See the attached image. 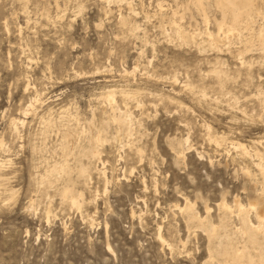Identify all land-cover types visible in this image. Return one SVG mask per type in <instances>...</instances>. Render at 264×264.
<instances>
[{"label":"rangeland","instance_id":"rangeland-1","mask_svg":"<svg viewBox=\"0 0 264 264\" xmlns=\"http://www.w3.org/2000/svg\"><path fill=\"white\" fill-rule=\"evenodd\" d=\"M205 1L209 22L191 0H0V264H226L237 249L264 264V234L217 207L263 204L264 162L231 143L264 161V0L242 43ZM128 116L130 132L114 120ZM186 198L210 209L211 242Z\"/></svg>","mask_w":264,"mask_h":264},{"label":"bare ground","instance_id":"bare-ground-1","mask_svg":"<svg viewBox=\"0 0 264 264\" xmlns=\"http://www.w3.org/2000/svg\"><path fill=\"white\" fill-rule=\"evenodd\" d=\"M106 1H108L109 2V0H106ZM204 1L205 0H191V3L194 5V6H196L197 7V9L201 12V15H202V17L204 18V21L205 22H209V17H208V13H207V8L205 7V3H204ZM207 1H212V0H207ZM206 2V1H205ZM213 4L215 5V8L218 10V12L221 14V19L220 20H215V22H216V24H217V26H218V29H219V31H220V33H223V35H224V38L225 39H230L231 37H236L235 39H237L239 42L241 41V43L243 42V38H244V34L247 32V33H249V34H253L254 33V26H255V23H256V17H261V13L260 12H258V11H256V10H254V0H214V2H213ZM174 22V21H173ZM174 24H175V28H174V35L176 36V37H178L179 39H181V40H183L184 42H188L189 40L190 41H194V43H197V38L198 37H204V36H202L201 35V32H194V33H192L191 31H187L186 29H184L183 27H182V25H178L177 23H175L174 22ZM260 29H259V31L258 32H255L254 33V35H253V37H252V41H254V40H257L261 45H264V27H259ZM205 37H208V40H210V43L212 44V46L213 47H215V48H217V43L215 42V40H214V34L207 28L206 29V36ZM223 38V39H224ZM247 40H248V38H247ZM226 43V42H225ZM228 43V42H227ZM250 43V42H249ZM203 43H201L200 44V46L202 45ZM241 56V55H240ZM222 80V79H221ZM31 85H27V89L26 90H28V89H30L31 87H30ZM187 86V85H186ZM185 87V86H184ZM111 94H113V93H111ZM124 94H125V92H124ZM129 94V93H128ZM108 96H110V95H108ZM111 96H113V95H111ZM122 96V95H121ZM113 97H115V96H113ZM112 98V97H111ZM110 99V98H109ZM115 100V98H112V100L111 101H114ZM35 102H36V100H32L31 101V103L29 104V107H28V109H27V113L25 114H23V115H25V116H27V115H29V112L32 110V109H34V105H35ZM113 104V103H112ZM109 105H110V103H109ZM117 106V105H116ZM113 107V106H112ZM114 107H115V104H114ZM112 109V108H111ZM25 111V110H24ZM113 111V110H112ZM23 112V111H22ZM114 113V112H113ZM22 115V116H23ZM123 115V114H122ZM128 115V114H127ZM126 115V116H127ZM113 117H114V115H112ZM121 116V115H120ZM16 118H18V117H16ZM14 119L13 120V123H14V125H15V127L17 126V125H20V124H23L24 122H22L20 119ZM112 118V117H111ZM113 120V119H112ZM115 120V122H116V124L118 123V126H120V130L121 129H124V128H127L128 129V131L130 132V129H131V116H128L127 117V119H123L122 117L121 118H116V119H114ZM47 124V123H46ZM11 125H13L12 123H11ZM48 125V124H47ZM21 126V125H20ZM210 128V126L208 127V129ZM16 129H17V127H16ZM92 130V129H91ZM94 130V129H93ZM131 131H132V129H131ZM67 135V134H66ZM96 135V134H95ZM98 135V134H97ZM70 136V135H69ZM68 136V137H69ZM93 137V136H92ZM63 138H65V137H63ZM94 138V137H93ZM100 138H101V136H100ZM209 138H211V137H209ZM72 139V138H71ZM70 139V140H71ZM98 139V138H97ZM67 140V139H66ZM69 140V139H68ZM67 140V141H68ZM74 140V139H73ZM72 140V141H73ZM101 140H103V139H101ZM221 140V139H220ZM223 141H224V139H222ZM221 140V141H222ZM99 142H100V139L98 140ZM93 142H94V140H93ZM217 145H220V141H217V140H215L214 141ZM67 143H69V144H72L71 142H67ZM102 143V142H101ZM101 143L99 144V145H101ZM185 143L186 144H188L189 143V139H186L185 140ZM222 143V142H221ZM257 144V143H256ZM72 146V145H71ZM231 146L234 148V149H236L237 151H240V152H242L244 155H246L247 157L248 156H251L252 155V153H254V155L255 156H258L259 157V160L260 161H262V162H264L263 161V157H262V155H261V153L258 151V148H256L257 150L256 151H254V152H252V151H250L249 150V148H248V146H246V145H244V144H242V143H239V142H233L232 141V143H231ZM99 148V147H98ZM93 150V149H92ZM94 150H95V148H94ZM100 151V150H99ZM98 151V152H99ZM263 152V151H262ZM95 153V152H94ZM88 154V153H87ZM86 153L84 154L85 156L87 155ZM99 154V153H98ZM83 155V156H84ZM100 155H101V153L99 154V157H100ZM178 156H179V159H183L184 160V158H185V152L183 151V152H180V153H178L177 154ZM176 154H175V156H177ZM242 155V154H241ZM243 155V156H244ZM82 156V157H83ZM88 156V155H87ZM96 156V155H95ZM177 156V157H178ZM90 157V156H89ZM89 157H87V158H89ZM252 157V156H251ZM98 158V157H97ZM96 158V159H97ZM100 159V158H99ZM178 159V160H179ZM100 161V164H101V160H99ZM182 161V160H181ZM252 161H253V159H252ZM4 163V162H3ZM66 163V162H65ZM65 163H63V164H65ZM86 163V162H85ZM257 163V162H256ZM260 163V162H259ZM67 164V163H66ZM5 165V164H4ZM71 165V164H70ZM94 166V165H93ZM255 166V165H254ZM62 167H63V165H62ZM62 167H61V169H62ZM65 167V166H64ZM104 167H105V162H104ZM2 168H4V167H2ZM258 168H260V170H261V174L264 176V166H262V165H259L258 164ZM58 169V171H59V167L57 168ZM84 169V168H83ZM56 170V169H55ZM54 170V171H55ZM66 170V169H65ZM97 170V169H96ZM259 170V171H260ZM5 171H6V169H5ZM100 171V170H99ZM55 172H57V171H55ZM79 172H82V171H79ZM86 172H87V170H86ZM105 172V171H104ZM7 173V172H6ZM4 174V172H3V169H1V164H0V175L2 176V178H3V176L4 175H6L7 176V174ZM60 175H61V173L60 172H58ZM66 173H68L67 172V170H66ZM105 174V176H106V172L104 173ZM248 174V173H247ZM250 174V173H249ZM249 174H248V176H249ZM86 175H87V173H86ZM91 175V174H90ZM262 175H261V177H262ZM0 176V177H1ZM11 176V175H10ZM46 176V175H45ZM89 175H87L86 177H88ZM102 176H104L103 174H102ZM8 177V176H7ZM249 177H251V176H249ZM248 177V178H249ZM264 178V177H263ZM4 179V178H3ZM84 179V178H83ZM53 180V179H52ZM81 180V179H80ZM88 180H89V178H88ZM264 180V179H263ZM0 181H1V179H0ZM4 181V180H3ZM9 181V180H8ZM106 181H108V179L106 180ZM70 182V181H69ZM90 182V181H89ZM258 182V181H257ZM3 183H6V182H3ZM3 183H2V185H3ZM9 184H10V182H8ZM88 183V182H87ZM82 184V183H81ZM260 184V183H259ZM87 185V184H86ZM1 186V185H0ZM4 187V186H3ZM2 188V187H1ZM6 188V187H5ZM88 188V187H87ZM86 188V189H87ZM3 189V188H2ZM8 189V188H7ZM84 189V188H83ZM12 190V189H11ZM68 190V189H67ZM67 190H65L66 191V194H67ZM14 191V190H13ZM69 191V190H68ZM262 191V190H261ZM4 192V191H3ZM2 193V192H1ZM6 193H10V188H9V192H7L6 191ZM12 193V192H11ZM260 194H261V192H260ZM1 195H3V194H1ZM263 204H261L260 202H258V201H250L249 202V204L247 205V206H245L244 204H242L241 203V201H239L237 198H235L234 199V202H233V205H230V204H228V202H226L225 200H222V202L220 203V204H217L218 206V208H219V210L221 211V213L224 215V213L225 214H229V215H233V216H235V217H237L238 218V220L240 221H238L239 222V225H240V223H241V228L240 229H238V231L240 232H238V234H241L242 233V235H248V229L250 230V231H252V232H254V234L255 233H258V236H259V234H264V191H263ZM4 196V195H3ZM64 197H66V196H64ZM9 198H11V196L9 197ZM12 198H13V196H12ZM73 198H75V197H73ZM81 198V197H80ZM79 198V199H80ZM6 201V200H5ZM185 201V206H184V208H182V207H180V206H176L177 208H178V210H180L182 213H186V214H190L192 217L191 218H193V219H195V221H199V223L203 226V228L208 232V234H209V236H210V238H209V240L210 239H212L213 237H214V235H216V232H217V230H218V228H219V226L217 227V225L218 224H216V225H214V224H209L208 222H207V216H208V214H209V211H210V209L208 208V207H206V218H203V216H201L200 214H199V212H197L196 211V209H195V204L194 203H191L190 201H189V199H185L184 200ZM2 202H3V200H2ZM72 202V201H71ZM72 204H74V205H77V202L75 201V199H74V203H72ZM207 206V205H206ZM79 207V206H78ZM73 208H77V206H73ZM80 208V207H79ZM218 210V211H219ZM179 211V212H180ZM219 213V212H218ZM220 214V213H219ZM218 214V215H219ZM48 215H49V211H48ZM252 215H254V220L256 221V222H254L252 219H251V216ZM187 216V215H186ZM210 217V216H209ZM229 217V216H228ZM229 219V218H228ZM187 220H189V219H187ZM223 221V220H222ZM221 221V222H222ZM231 221V220H230ZM232 221H233V219H232ZM190 222H191V220H190ZM235 222H236V220H235ZM223 223V222H222ZM221 223V224H222ZM227 223H229V222H227ZM196 224H198V223H196ZM199 225V224H198ZM246 225H248V226H246ZM197 228H199L198 226H197ZM237 228H239V226L237 227ZM237 228H236V231H237ZM200 229V228H199ZM205 231V232H206ZM234 231H235V229H234ZM233 231V232H234ZM237 233V232H236ZM253 234V235H254ZM241 235V236H242ZM223 236V235H222ZM250 236V235H249ZM252 236V235H251ZM215 237H217V236H215ZM229 237H231V236H229ZM239 237V236H238ZM247 237V236H246ZM237 238V237H236ZM253 238V237H252ZM230 239V238H229ZM229 239H228V241H229ZM246 239V238H245ZM250 239V238H249ZM262 239V238H261ZM159 240L161 241V243H162V245L163 246H166V247H168V249L170 250V249H172V246L163 238V236L161 235V233H160V229H159ZM208 240V242H211L212 240H210L209 241ZM239 240V239H238ZM238 240H237V242H238ZM251 240V239H250ZM260 240V239H259ZM258 240V241H259ZM254 241V240H253ZM263 241V240H262ZM223 242V241H222ZM230 242V241H229ZM242 243V242H241ZM245 243V242H244ZM210 244V243H209ZM213 244V243H212ZM239 244V243H238ZM243 244V243H242ZM248 244H251V243H248ZM252 244H253V242H252ZM246 245V244H245ZM244 245V246H245ZM218 246H220V245H218ZM217 246V247H218ZM222 246V245H221ZM227 246V245H226ZM247 246H249V245H247ZM254 246L255 247H258V246H256L255 245V243H254ZM210 247V246H209ZM212 247V246H211ZM231 247V246H230ZM233 248L232 249H234V246H232ZM237 247V246H236ZM242 248H243V246H241ZM252 247H253V245H252ZM219 248V247H218ZM217 248V249H218ZM227 249L229 248V247H226ZM239 248V247H238ZM247 248H249V247H247ZM259 248V247H258ZM110 249V248H109ZM232 249H230V250H232ZM236 249V248H235ZM256 249V248H255ZM254 249V250H255ZM221 250H222V248H221ZM225 250V249H224ZM229 250V249H228ZM229 250V251H230ZM242 249H237V251L235 250V251H233L232 253H230L229 252V254H226V255H228L227 257H226V261L225 260H223V261H225V263L226 264H243L242 263V256H243V254L245 253L244 251H241ZM111 251V250H110ZM246 251V250H245ZM257 251V250H256ZM254 252V251H253ZM228 253V252H227ZM254 253H256V252H254ZM251 254H253V253H251ZM225 255V256H226ZM255 255V254H254ZM257 255V254H256ZM224 256V255H223ZM258 256V258H261L260 259V261H263L262 263H264V256L263 255H261L260 257H259V255H257ZM257 256H256V259H257ZM254 257V256H253ZM252 257V258H253ZM224 259V258H223ZM249 259V257H247V260ZM246 260V261H247ZM256 261V260H255ZM221 262H222V260H221ZM258 262V261H257ZM248 263V262H247ZM249 264H254V262H251L250 261V263Z\"/></svg>","mask_w":264,"mask_h":264}]
</instances>
